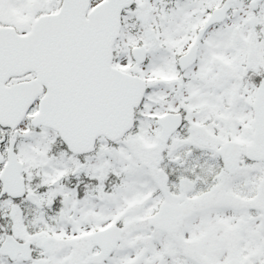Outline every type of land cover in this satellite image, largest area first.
Instances as JSON below:
<instances>
[{"label":"snow or ice","instance_id":"snow-or-ice-1","mask_svg":"<svg viewBox=\"0 0 264 264\" xmlns=\"http://www.w3.org/2000/svg\"><path fill=\"white\" fill-rule=\"evenodd\" d=\"M0 264H264V0H0Z\"/></svg>","mask_w":264,"mask_h":264}]
</instances>
